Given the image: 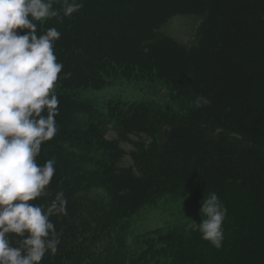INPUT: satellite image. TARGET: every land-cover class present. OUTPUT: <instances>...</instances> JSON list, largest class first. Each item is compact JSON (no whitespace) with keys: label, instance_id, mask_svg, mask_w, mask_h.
Here are the masks:
<instances>
[{"label":"trees","instance_id":"obj_1","mask_svg":"<svg viewBox=\"0 0 264 264\" xmlns=\"http://www.w3.org/2000/svg\"><path fill=\"white\" fill-rule=\"evenodd\" d=\"M83 5L71 18H53L38 28V34L48 27L61 32L55 54L64 64L61 75L71 73L56 88L57 135L37 158L39 164L54 159L56 172L49 196L33 203L47 206L59 191L68 201L66 214L50 218L60 244L42 264H119L104 249L121 245L125 221L151 197L194 180L203 189L246 192L249 215L233 210L223 223L222 248L200 241L191 260L177 232L157 231L139 264H264V0H83ZM183 14L205 15L201 38L189 51L158 37L171 18ZM117 75L159 78L173 91L209 103L178 115L144 102H111L101 112L74 95L104 87ZM207 112L225 127L215 139L203 140L200 125ZM161 127L167 141L159 146ZM231 132L241 139H231ZM140 134L149 139L131 140L128 151L129 136ZM84 245L95 251L84 254ZM130 259L126 264H134Z\"/></svg>","mask_w":264,"mask_h":264},{"label":"clouds","instance_id":"obj_2","mask_svg":"<svg viewBox=\"0 0 264 264\" xmlns=\"http://www.w3.org/2000/svg\"><path fill=\"white\" fill-rule=\"evenodd\" d=\"M60 5L59 8L54 5ZM83 0H0V264H42L55 255L60 237L52 216L67 212L63 191L51 203H33L49 196L56 161L39 164L42 145L58 132V81L71 76L55 54L61 38L56 27L38 34L55 18L83 8ZM209 101L200 96L197 107ZM201 238L223 246L227 208L212 193L200 209Z\"/></svg>","mask_w":264,"mask_h":264},{"label":"rangeland","instance_id":"obj_3","mask_svg":"<svg viewBox=\"0 0 264 264\" xmlns=\"http://www.w3.org/2000/svg\"><path fill=\"white\" fill-rule=\"evenodd\" d=\"M205 21V15L183 14L177 15L159 31L158 37L161 40H173L183 44L189 51L196 46L201 38V30ZM77 99L90 101L98 110L105 112L111 102H122L125 104L147 103L152 110L166 111L178 115L186 113V110L195 108L194 97L183 92L173 91L164 81L155 78L151 81H135L117 75L112 78L108 84L100 88H82L74 91ZM178 113V114H177ZM205 116V123L200 126L203 128L200 135L203 140L215 139L220 132H223L224 125L218 123L220 119H213L212 116ZM180 116V115H179ZM223 127V128H222ZM225 133L226 130H225ZM228 136L231 139L239 141L236 133L231 132ZM149 139L145 134L130 135L129 143L125 148L130 151L133 146L131 140L147 141ZM127 141V142H128ZM167 141V134L164 127H161L157 133V142L162 146ZM149 142V141H148ZM128 164H131V158L127 156ZM216 193L227 208V220L232 211L235 210L237 216L247 217L252 206L250 205L249 194L236 188L235 190L200 188L198 180L183 184L175 191L164 192L150 198L134 215L125 221L123 230L119 237L121 245H129L133 251L128 254L127 249H122L117 243L112 248L104 249V252L113 251L116 254V260L119 264H126L130 255V262L139 264L143 251L148 241L155 238V232L162 233L177 232L189 247V254L186 259L191 260L197 257L200 249L201 233L198 230V224L202 222L200 209L202 203L212 194ZM224 220V221H225ZM226 226V225H225ZM87 254L95 249L89 250L84 245ZM161 247H158L160 250ZM97 252V251H96ZM101 252V251H100ZM110 258V257H109ZM162 260V256L159 257Z\"/></svg>","mask_w":264,"mask_h":264}]
</instances>
